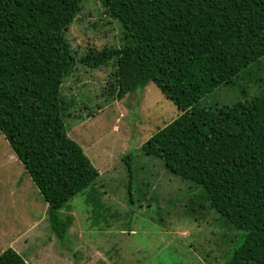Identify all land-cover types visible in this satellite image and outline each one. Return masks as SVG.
Returning <instances> with one entry per match:
<instances>
[{"label": "trees", "instance_id": "trees-1", "mask_svg": "<svg viewBox=\"0 0 264 264\" xmlns=\"http://www.w3.org/2000/svg\"><path fill=\"white\" fill-rule=\"evenodd\" d=\"M99 1L125 42L74 58L64 33L81 0H0V132L47 204L50 229L65 238L73 217L59 210L99 175L68 135L62 116L75 103L62 85L76 60L89 68L111 63L109 98L153 82L179 109L141 149L201 186L226 224L243 232L224 264H264V92L214 109L199 105L264 62V0ZM85 202L92 213L100 208L92 194ZM0 264L28 263L8 247Z\"/></svg>", "mask_w": 264, "mask_h": 264}, {"label": "rangeland", "instance_id": "rangeland-1", "mask_svg": "<svg viewBox=\"0 0 264 264\" xmlns=\"http://www.w3.org/2000/svg\"><path fill=\"white\" fill-rule=\"evenodd\" d=\"M104 10L99 0H81L80 14L64 33L74 58L125 42L121 23ZM111 66L89 68L76 60L62 85L61 93L75 103L62 116L68 135L99 172L59 210L73 217L65 238L50 229L47 204L0 132V253L10 247L28 264H224L243 232L226 224L201 186L141 149L179 109L153 82L120 100L109 98ZM261 92L264 62L252 63L199 105L214 109ZM89 194L100 203L95 213L85 202ZM185 197L196 213L184 208Z\"/></svg>", "mask_w": 264, "mask_h": 264}]
</instances>
